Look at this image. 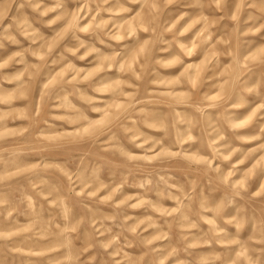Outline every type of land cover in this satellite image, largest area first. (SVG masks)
Wrapping results in <instances>:
<instances>
[{"label":"rangeland","instance_id":"obj_1","mask_svg":"<svg viewBox=\"0 0 264 264\" xmlns=\"http://www.w3.org/2000/svg\"><path fill=\"white\" fill-rule=\"evenodd\" d=\"M0 264H264V0H0Z\"/></svg>","mask_w":264,"mask_h":264}]
</instances>
